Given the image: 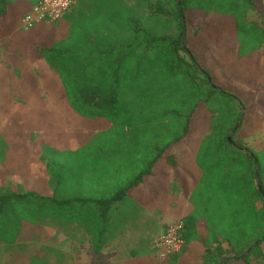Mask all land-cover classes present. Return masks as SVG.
<instances>
[{"label": "rangeland", "instance_id": "374dc122", "mask_svg": "<svg viewBox=\"0 0 264 264\" xmlns=\"http://www.w3.org/2000/svg\"><path fill=\"white\" fill-rule=\"evenodd\" d=\"M31 2L32 0L13 1L8 20H0V192L33 191L42 196H49L53 191L51 182H55L51 172L56 171L59 174L58 163H64L65 160H70L68 164L76 174L71 176L72 183L64 181L65 183L59 186L55 193L56 200L40 201L39 205L36 204L38 210L29 204H18L14 212L0 218V264H133L132 261L137 257L149 258L152 255L157 261L167 262L168 259H159L156 256L152 240L165 230L167 224L177 220L189 204H195L191 199V190L196 186L193 181L195 177L186 181L187 177L184 176V181L173 174L167 182L162 179L158 171L163 165L164 157L155 164L154 174L146 177L142 185L128 193L118 206L112 209L116 217L115 231L127 230L130 232L128 237L137 236L133 248L136 257L131 260L132 254H109L106 255L107 260H104V255H99L98 251L92 252L87 243L92 238L84 227L87 223L84 217L86 220L89 218L87 208L75 201L73 204L62 205L59 200L77 195L79 186L80 189L84 187L82 181H77L81 172L91 173L115 168L121 161H125L128 155L138 154L142 145L147 143L146 140L151 138L155 127L141 133L126 124H117L102 108L83 102L77 89L84 87L91 77H98V72L90 68L89 64L93 61L99 62L103 48L116 47L133 34L130 27L122 25L124 23L114 25L112 19L115 20L116 11H122L121 16H126L127 12L135 15L156 35L176 36L181 31L178 18L173 12L176 0H75L70 10L59 19L41 21L32 29L24 30L19 10ZM257 2L264 8V0ZM192 5L201 8L208 6L205 0H194ZM217 9L224 14L211 12L208 19L198 23L201 25L199 32L198 27L188 26L185 45L200 67L196 66L198 72H210L217 85L237 93L248 70L242 60L251 63L252 58H255V52L239 57L238 41L240 52L251 48V41L255 39L252 35L254 23L248 24L251 29L250 37L240 28L237 39L235 20L244 22L245 11L243 12L236 3L217 5ZM191 12L189 18L190 22H193L196 12ZM259 13L250 10L248 18L264 24V10L262 14ZM86 14L94 17L84 31V42L90 48H84L67 59L72 70L67 74V78L63 79L57 69V65L61 66L59 62L53 60L50 63L45 56H40V59L33 58L32 44L50 45L65 37L71 23ZM226 14H233L236 16L235 20L233 16ZM42 30L50 41L42 39ZM9 40L20 41L17 43L24 46L21 52L10 54ZM133 51L135 69L129 72L126 70L123 76L117 108L130 105L135 109L132 119L138 125L142 117L150 113L149 108L154 101L160 102L158 109L176 107L181 112L184 109L186 111L189 104H183L178 97L182 87V75L177 74L175 78L171 76V72L166 68L168 63L163 60L164 54L161 53L159 58L153 60L150 51L147 55L143 50ZM178 54L191 66V57L185 49H179ZM11 55L21 57L9 59ZM143 59L146 65H140V71L136 72V64ZM146 93L149 96L142 98ZM143 107L145 109L141 115ZM256 110L255 114L263 111L262 107ZM207 115L202 105L197 107L191 116L188 133L178 143L171 144L167 152L182 154L185 150L187 155H190L196 151L201 138L207 135ZM248 122L246 128L244 127L245 132L248 129L247 134L254 130L252 123L262 124L253 136L259 137L260 144L264 145V119L256 120L253 116ZM154 123V126L160 125L163 120L155 119ZM69 137H81L85 141H56ZM53 140L55 142H52ZM58 145L65 147L60 150L53 148ZM106 150L112 153L108 157L102 155ZM23 153L32 158H20ZM27 159L31 163L40 161L42 165H26ZM45 161H50L49 167L43 165ZM199 170L201 174L202 170ZM41 181H48V189H39ZM190 184H193V187ZM200 186L202 187L201 184ZM66 188L70 191L65 192ZM141 189H146L150 199V202H143V205H140L134 196V193ZM203 220L205 221L204 218L201 219L199 228L202 233L205 232ZM204 243L209 244L206 240ZM225 246L222 244V247L226 248ZM183 249L191 250L188 243H184ZM261 250L264 255V241ZM179 255L169 264H201V260L193 253H187L184 257ZM228 264L245 263L237 260Z\"/></svg>", "mask_w": 264, "mask_h": 264}, {"label": "trees", "instance_id": "16d2710c", "mask_svg": "<svg viewBox=\"0 0 264 264\" xmlns=\"http://www.w3.org/2000/svg\"><path fill=\"white\" fill-rule=\"evenodd\" d=\"M13 1L15 0H0L1 21L8 16L9 7ZM193 1L176 0L175 2L173 12L178 18L181 30L176 36L156 35L135 15L127 12L126 16H121L122 11L115 12L116 18L112 19L114 25L124 23L122 25L130 27L133 34L116 47L108 46L100 51L102 54L99 62L93 61L89 64L90 68L98 72V77H91L84 87L78 88V95L83 102L105 110L117 124H126L133 130L138 129L141 133H145L150 127L155 129L138 154L128 155L125 161H121L112 169L80 173L77 181H82L84 187L80 189L79 186L80 191L77 195L68 198L66 196L59 201L62 205L73 204L75 201L87 208L89 222L87 221L84 227L93 234V247L95 251H98L97 240L99 232L103 231L101 225L107 221L112 206L123 200L133 187L143 182L147 175L152 174L155 164L171 144L186 136L191 116L197 107L202 105L208 112L210 120L209 130L201 139L197 154V164L202 169V176L194 193L197 213L189 214L185 218L182 237L186 242V228L189 226V221L195 222L197 218H204L208 231L204 240L209 244L202 253L201 264H228L237 260L245 264H264V255L261 250V244L264 241V150H253L240 133L244 124L246 107L250 99L252 101L251 93L245 96L221 88L215 83L214 76L210 72L206 70L198 72L197 69L200 67L193 59L190 49H187L188 46L185 45L189 25L198 27L199 32L201 25L198 23L208 19L211 12L224 14L217 9V5L236 3L243 12L245 11L244 22L235 20L236 16L233 14H226L234 17L236 38L240 28L250 37L251 29L248 24L251 23H254L252 35L255 38L251 41V48L242 52L239 50L240 43L237 40L238 56L258 52L264 45V24L248 18V13L250 10H255L262 14L264 8L257 0H205L208 4L205 8L193 6ZM74 2L75 0L70 8ZM191 11L196 12L193 22H190L189 18ZM89 14L76 18L65 37L59 38L54 43L46 44L47 46L33 44V50L38 56H45L50 63L56 60L61 64V66L57 65V69L63 79H66L67 74L72 70L68 66L67 59L84 48H90L84 42L85 28L90 24L91 19L94 20L93 15ZM246 27L247 30H245ZM41 37L46 40L49 38L44 33ZM134 49L143 50L146 55L150 51V54H153V60L159 58L161 53L164 54L163 60L168 63L166 68L171 72V76L175 78L177 74L182 75V87L178 97L183 104H189L186 111L184 109L181 112L176 107L158 109L160 102L154 101L149 108L150 113L146 114L145 118L142 117L138 125L132 119L135 109H132L130 105L117 108L123 76L126 70L129 72L135 69L132 56ZM179 49H185L188 52L192 60L191 66L180 58ZM151 63L153 65V62ZM136 65V72H139V66L146 65L145 60H141ZM66 82L68 84V81ZM147 96H149L148 93L142 98ZM133 104H135L134 99ZM144 109L143 107L141 115ZM149 119L163 120V124L154 126V120ZM229 135H231L230 138ZM110 154L112 153L107 150L102 153L104 157ZM166 159L169 164L176 163L172 155H167ZM62 167L64 169L58 168L59 174L56 171L51 172V175L56 178V185L49 196H42L33 191L0 192V218L14 212L18 204H29L33 209L34 207L37 209L36 204L40 201L56 200L55 193L59 186L63 185L64 181L72 183L71 176L76 174L66 169V166ZM257 178H259V185H257ZM66 190L70 191L68 188L64 191ZM222 244H225L226 248L222 247Z\"/></svg>", "mask_w": 264, "mask_h": 264}, {"label": "crops", "instance_id": "0c3cea01", "mask_svg": "<svg viewBox=\"0 0 264 264\" xmlns=\"http://www.w3.org/2000/svg\"><path fill=\"white\" fill-rule=\"evenodd\" d=\"M36 2H37V0H34L31 3H28L27 5H24L23 7H21L20 10H19L20 17L23 16V14L33 4H35ZM11 6H12V3L10 4L9 8H11ZM5 20H8V16L5 18ZM7 23H8V21H6V24ZM42 34H43V30L41 31V35ZM193 34H195V33L193 32ZM197 34H195V35H197ZM17 42H20V41H17ZM17 42L9 40L8 49L10 51V54H14L17 51L21 52V50H22L21 48L24 47L21 43H17ZM19 44H21V45H19ZM32 47H34L33 44H32ZM254 54L255 55L253 57H255V58H252L251 63L249 61L242 60V64L244 66H246V67L248 66V70L245 72V75L242 78V82H241V86H240L241 89L239 88L237 90L238 91L237 94H241V95H245L246 96L247 94L251 93L252 101L250 99V101H249V103H248V105L246 107L245 116H244V124L242 125L240 133L244 137L245 141H247V144L249 145V147H251L255 151H261V150H264V145L260 144L259 137L253 136V135L257 134V132H258L257 129L260 128L262 124L261 123H254L253 124L252 123V125L254 127V130L252 131L250 129V131H252L250 133H253V134H250V133L247 134L248 133V129H247L246 132H245L246 129H244V127H246V124H249L248 121L251 120V117L254 116V118L256 120L264 119L263 118L264 116L260 115V114H264V100H263V92H264V87H263V81H264V60H263V58H264V45H263L262 50H260L258 52L255 51ZM13 57L14 58H20L21 56H19V55H11L8 58L10 59V58H13ZM240 57H244V55H242ZM33 58L40 59V56H38L36 54V52L34 51ZM7 62H9L8 59H7ZM259 65H260V68H259ZM240 90H242V91H240ZM258 104H260L261 106L258 105ZM260 107H262L263 111L260 110V112H259L260 114L259 113L255 114V111H257L256 109H258ZM207 114H208V112H207ZM204 116H205V112H203V117ZM207 116L209 117V119H208V122H209L210 116H209V114ZM258 122H260V121H258ZM208 130H209V123H208V129L205 130V132L207 133ZM229 136H231V135H229ZM181 140H179V141H181ZM56 141L65 142V143H67V142H84L85 139L81 138V137H69V138H66V139H63V140H56ZM52 142H55V141L53 140ZM178 142H176V143H178ZM64 147L65 146H60V145L53 146V148L59 149V150L63 149ZM66 148H71V147H66ZM34 154L39 155L37 153H34ZM197 154H198V148H197L196 151L191 152L190 155H187L185 150L182 152V154H181V152H178L176 154V153H168L166 151L161 156V157H164V161H163V165L160 167V170L158 171V174H160L162 179H165L166 182L170 179L171 175H173V174H175L179 180H180V178L184 180V176H186L187 177L186 181H191V177H195V180H193V181H195L194 185L197 187V183H199V180H200L201 175H202V171H201V174H200V170H199L200 167L197 164ZM167 155L174 156L175 160H176V163L175 164H169L167 162V159H166ZM19 157L22 158V159L23 158H32V156H28L27 153H23ZM68 161H70V160H65L64 163L59 162L58 163V167L63 168L62 166H66L65 167L66 169H69L70 171L72 169V172H74L73 168L70 166V164H68ZM49 162L50 161H45V162H43V165L45 167H49L50 166ZM25 164L29 165V166L38 165V164L42 165L40 163V161L31 163L29 159H27L25 161ZM26 165L23 164V166L27 167ZM19 166H21V164H19ZM81 173H84V172H81ZM152 174H154V173L152 172ZM148 176L149 175H147L146 177H148ZM53 181H55V182H51V184H53L52 190L55 188V185H56V178L55 177H54ZM151 181L153 182V180H151ZM47 182L48 181H45V182L41 181V183H40L41 186L39 187V189L40 190L48 189L49 186H48ZM143 182H144V180H143ZM143 182H141L139 185L133 187L129 191V193H132L133 192L132 190H135L136 188H138V186L142 185ZM190 186L193 187V184H190ZM195 189L191 190L192 194L190 193L191 194V199L195 202V204H192V203L189 204L187 206V209L185 210V212L182 213L177 219H182L184 221V220H186L185 218L189 214L197 213V211H196V201H195V198H194ZM134 196H136V198H137L136 200H138L140 202V205H143V202H150V199H149V197L147 195L146 189L138 190L136 193H134ZM121 201L115 203L112 206V208H111V210H110V212L108 214L107 221L101 225V230L103 229V231L99 232L97 245H98V253L101 256L104 255V257H105L104 260H107L106 259V255H109V254L116 255V254H119V253L120 254H124L125 253V254H130V255L132 254L133 256L130 258V260L132 258L136 257V251L133 248H134V246L136 244V237L137 236L135 235L134 236L135 238L128 237L127 234L130 233V232L127 231V230L125 232H116L115 231L116 223H114V222H115V218L116 217L113 215L112 209L114 207H117L118 204ZM201 219H203V218H197L195 222H190L189 221V224H188L189 226L186 228L187 229V232H186V239L187 240H186L185 243H188V245L190 246L191 250H184L183 247H182V249L178 253L169 255L166 258V259H168L167 262L157 261L155 259L156 257L154 255H152L149 258L145 257V256H142V258L137 257V259H134L132 261L133 264H169V262L171 260H173L175 258H178L177 256L183 250H184L183 253L180 254L183 257L187 253L188 254H192L193 253V254L197 255V259L201 260L202 253H203L204 249L207 247L206 246L207 244L204 243V239L207 237V234H208V231L206 229V221L203 220V222H205L204 223L205 224L204 225L205 232L203 231V233H202L200 231V229H199L200 228ZM84 220L88 221L89 219L87 218V220H86V217H85ZM88 232L90 234V237L92 238V239L87 241L88 247L90 248V250L92 252H95L94 247H93V244H94L93 243V239H94L93 234L90 231H88ZM153 240H152V243H153ZM201 244L203 246H201ZM180 255H179V257H180ZM111 259H113V258L111 257ZM183 261H186V260H183ZM103 263H105V262H103Z\"/></svg>", "mask_w": 264, "mask_h": 264}, {"label": "built area", "instance_id": "2783aa9c", "mask_svg": "<svg viewBox=\"0 0 264 264\" xmlns=\"http://www.w3.org/2000/svg\"><path fill=\"white\" fill-rule=\"evenodd\" d=\"M73 0H37L22 16L24 30L33 28L41 21H55L70 8ZM184 221L177 219L169 223L165 230L153 241L155 253L159 259H165L171 254L178 253L183 245L182 231Z\"/></svg>", "mask_w": 264, "mask_h": 264}, {"label": "water", "instance_id": "95a60500", "mask_svg": "<svg viewBox=\"0 0 264 264\" xmlns=\"http://www.w3.org/2000/svg\"><path fill=\"white\" fill-rule=\"evenodd\" d=\"M229 138H230V136H229ZM257 185H259V178H257Z\"/></svg>", "mask_w": 264, "mask_h": 264}]
</instances>
